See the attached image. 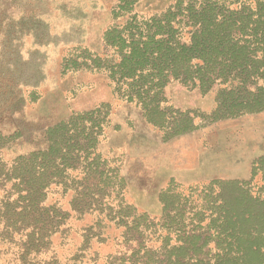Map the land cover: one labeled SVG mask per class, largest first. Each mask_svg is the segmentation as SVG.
Segmentation results:
<instances>
[{"label": "trees", "instance_id": "1", "mask_svg": "<svg viewBox=\"0 0 264 264\" xmlns=\"http://www.w3.org/2000/svg\"><path fill=\"white\" fill-rule=\"evenodd\" d=\"M138 1L113 6L116 19L127 18L104 33L113 51L107 72L114 91L140 107L165 139L196 127L190 110L166 104L173 82L203 95L215 91L213 120L264 111V0H173L150 17L134 13ZM84 52L86 64L101 70L102 56ZM109 106L74 112L47 127L44 146L11 164L0 159V242L20 236L23 259L47 250L70 216L46 204L60 186L72 191L75 212L115 220L117 211L124 239L137 242L117 254L121 264H264V155L249 180H213L186 195L171 180L159 195L157 247H148L145 234L155 223L120 197L123 177L98 149ZM259 175L260 186L253 183ZM114 196L120 199L112 206Z\"/></svg>", "mask_w": 264, "mask_h": 264}, {"label": "rangeland", "instance_id": "2", "mask_svg": "<svg viewBox=\"0 0 264 264\" xmlns=\"http://www.w3.org/2000/svg\"><path fill=\"white\" fill-rule=\"evenodd\" d=\"M170 1L139 0L134 13L150 17ZM115 3L0 0V159L11 164L19 155L45 145L48 126L74 112L109 104L98 149L123 177L125 189L120 197L155 223L144 243L156 248L160 192L171 180L185 195L213 180H249L264 155V111L213 120L209 116L217 105L215 91L203 95L173 82L165 90L166 104L190 110L196 115V127L165 139L163 130L149 123L140 107L114 91L108 77L112 62L107 60L113 51L104 33L127 18L114 17ZM85 49L102 56L101 70L86 64L90 60ZM68 59H77L81 65L69 68ZM261 182L259 175L253 183L260 186ZM72 196V191L63 193L60 186L48 192L46 204H55L70 216L47 250L23 259V239L15 236L0 242V264H121L117 254L137 242L124 239L125 224L118 225L117 211L112 212L115 220L78 213L72 210ZM118 199H111L112 206Z\"/></svg>", "mask_w": 264, "mask_h": 264}]
</instances>
